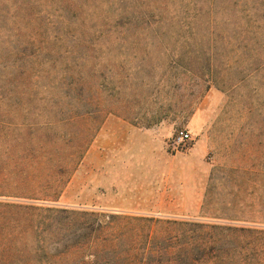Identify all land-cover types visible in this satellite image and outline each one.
Instances as JSON below:
<instances>
[{
    "label": "rangeland",
    "instance_id": "374dc122",
    "mask_svg": "<svg viewBox=\"0 0 264 264\" xmlns=\"http://www.w3.org/2000/svg\"><path fill=\"white\" fill-rule=\"evenodd\" d=\"M110 118L157 139L130 176L168 211L112 207L120 177L85 160ZM180 129L192 141L175 150ZM96 250L95 264H264V0H0V264Z\"/></svg>",
    "mask_w": 264,
    "mask_h": 264
},
{
    "label": "crops",
    "instance_id": "0c3cea01",
    "mask_svg": "<svg viewBox=\"0 0 264 264\" xmlns=\"http://www.w3.org/2000/svg\"><path fill=\"white\" fill-rule=\"evenodd\" d=\"M157 143V139L149 129L135 127L125 121L108 119L104 122L100 132L96 136L87 150L86 162H99L100 173L107 177L118 175L119 184H123L122 193L118 194L120 200L113 204V208L125 211L146 212L152 210H166L167 204L164 203L166 195L155 188L150 190L148 179L140 178L134 184V178L130 176L133 171L130 161L135 157H152L154 153L150 148ZM162 158L167 159L168 154L161 152ZM141 172L148 174V165H142ZM161 174L165 170L157 167ZM164 178L161 179L163 181ZM111 180L104 183L108 185ZM102 183V182H101ZM96 184V183H95Z\"/></svg>",
    "mask_w": 264,
    "mask_h": 264
},
{
    "label": "trees",
    "instance_id": "16d2710c",
    "mask_svg": "<svg viewBox=\"0 0 264 264\" xmlns=\"http://www.w3.org/2000/svg\"><path fill=\"white\" fill-rule=\"evenodd\" d=\"M83 214H88V215H93L92 213H88V212H85V213H83ZM109 242H111V240H109ZM82 246H85V249H88V250H92L93 248H95L94 246L95 245H93V243L92 244H89V243H85L84 245H82ZM107 246L109 247V251H113V252H115L117 249H118V246L115 244V243H110L109 245H107L106 244V246H101L100 247V251H102V250H104L105 248H107ZM191 246H193V245H191ZM190 246V247H191ZM208 246H210L209 245V243H208V241H204V245H201V247H202V249H204V256L206 257V258H208V255H207V247ZM80 247H81V245H80ZM187 248V247H186ZM151 249H153V250H156L155 248H154V246L153 245H147L146 244V247H145V252H146V254H150L151 252ZM99 250H96V251H94V253H91L90 255L94 258V260H92L91 261V263H96L97 261H98V259H99V257H98V253L97 252H99ZM129 252H133V250H134V248H132V247H130L129 249ZM127 256V258H123V261L125 260H130V261H132V260H134L133 258H132V253H129L128 255H126ZM130 257V258H129ZM146 258V257H145ZM129 261V262H130ZM129 262H126V263H124V264H127V263H129ZM85 264H88V262H85ZM141 264H143V262L141 263Z\"/></svg>",
    "mask_w": 264,
    "mask_h": 264
},
{
    "label": "built area",
    "instance_id": "2783aa9c",
    "mask_svg": "<svg viewBox=\"0 0 264 264\" xmlns=\"http://www.w3.org/2000/svg\"><path fill=\"white\" fill-rule=\"evenodd\" d=\"M192 141V136L185 129L177 130L171 137V147L175 150L186 148Z\"/></svg>",
    "mask_w": 264,
    "mask_h": 264
}]
</instances>
